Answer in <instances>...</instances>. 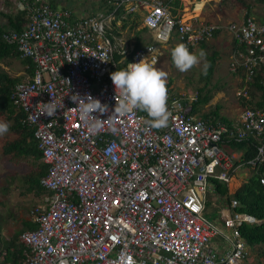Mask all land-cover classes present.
I'll use <instances>...</instances> for the list:
<instances>
[{
  "label": "built area",
  "instance_id": "1",
  "mask_svg": "<svg viewBox=\"0 0 264 264\" xmlns=\"http://www.w3.org/2000/svg\"><path fill=\"white\" fill-rule=\"evenodd\" d=\"M42 1L20 2L28 24L4 35L35 64L11 100L48 165L41 185L49 195L30 209L36 228L19 237L28 250L25 264H244L251 247L242 227L261 221L240 212L237 198L222 223L206 210L212 180L229 185L237 168L222 148L226 141L255 143V157L244 166L264 189V104L261 93L252 97L264 68V25L250 16L227 25L174 17L163 0H107L115 8L128 5L130 14L144 12L154 37L126 68L143 59L158 67L175 38L190 51L222 31L236 42L230 71L243 75L239 119L231 125L199 119L191 112L198 97L167 86L171 116L157 128L146 111L115 114L120 97L112 73L125 47L108 33L115 11L73 20ZM74 95L108 106L93 114L103 119L99 131L94 119L81 120ZM53 100L57 113H42Z\"/></svg>",
  "mask_w": 264,
  "mask_h": 264
},
{
  "label": "crops",
  "instance_id": "2",
  "mask_svg": "<svg viewBox=\"0 0 264 264\" xmlns=\"http://www.w3.org/2000/svg\"><path fill=\"white\" fill-rule=\"evenodd\" d=\"M49 1L52 2V0ZM49 1L47 2L50 3ZM163 1L165 2V0ZM54 2L58 3V9L69 11L70 16L72 17L73 20L81 19L87 16H101V15L109 16V14L115 11L114 16L110 17V22L108 25V33L117 42L122 41V44L128 45L131 50L135 49V47L139 44L142 47L145 44L154 41L153 34L144 23L145 13L142 11H138L136 14L140 15L141 21L136 22L135 16L129 17L131 14L128 12V8H129L128 5H124L120 8H115V6L109 4L107 0H90L87 1L86 7H89V11H87V10L79 9L78 8L79 6L77 7L75 6V9L66 8L63 6V4H60L58 0H55ZM166 5L168 7V10L174 17H179L183 19L198 17L206 23L227 25L230 23H242L246 16H250L255 18L259 24L264 25V8L259 7V6L264 7V1L261 0L260 1L255 0L252 1V3L250 2V0H241V1L240 0H173L172 4L170 5L166 4ZM17 7H18L17 8L18 11H20L21 10L20 2L19 4H17ZM144 29H146V31H144ZM126 32L128 33L134 32L133 37L135 39L130 40L129 43L123 41V36ZM178 44H180V42L176 38L172 40V42L165 49L164 51L165 54L173 50L174 49L173 47H176ZM235 49H236V42L234 41L233 36L227 31H222L219 34H217L213 39L194 48L192 52H195L197 55H199L201 51L205 53V55L200 57V61H199V63L203 61L206 62V66H204L205 68H207L209 60L215 57V65H214L213 73L219 72L225 77L226 75H228L227 70L220 72L221 71L220 69L222 68V64H224L223 66L228 65V71L231 73L230 63L232 61ZM209 53L211 54L209 55ZM162 59L157 67L158 69L160 68L161 62H163ZM15 60H19V59H15ZM9 61L11 64L12 59H9ZM23 65H24V69L22 72H20V75L23 74L24 76L22 77L24 79L22 81H26L32 75L29 73V66L25 64ZM197 65L198 64H196L195 66ZM215 67L217 68L216 72H215ZM12 77L21 78V76H16V75ZM242 79H243V75L231 73L230 79H228L230 81L229 82L230 85L228 86L229 87L228 91L234 93L235 96H233L232 98H228L226 92L224 91H220L221 94L220 92L218 93L220 97L219 99L225 101L224 107H222L221 110H219L218 114L221 118H225L231 123H234L239 119L244 109L245 101L238 97V94L243 87ZM230 99H232V101L234 102L233 104H231ZM212 100H214L213 97L211 101ZM209 105L212 106L216 104L214 102L213 104H209ZM205 106L208 107V104ZM218 107L219 105L215 107L214 111H209L203 114L202 111L200 112V110L198 109V105L194 106L193 104L191 108V112L196 117H198V114H200L199 118L201 119H206V117H209L210 120L217 121L218 119L214 116V114ZM195 109H197L196 112ZM225 114H228L229 117H225ZM222 148L224 152L233 159V162L235 166H237V168L232 173V180L229 185H226L225 183L215 179H213L211 183V192L209 196L211 195L214 208L217 209L218 211V215H217L218 219L215 220V222H219V223H222L225 216L229 214L230 202L233 198H235V194L254 176L252 169L249 166H244V162H245L244 158L246 157L248 147L239 146L226 141L222 145ZM31 161L33 164L34 162L33 159H31ZM240 169H244L243 175H239ZM30 174H28L24 178L26 188L24 189L23 192H21V196L25 197L28 200L38 201L39 204L37 205H43L45 204L49 193L44 188H43L44 191H37L36 189L35 190L30 189V187L32 186V183L30 182V178H29ZM215 181L225 184L228 187V195L224 196L218 192V189L216 188L214 183ZM1 189L4 190V192H6L8 191V186H5L4 188L1 186ZM0 197H1L0 205H2L1 203L4 201V199L11 198L12 196L4 193L3 195L0 194ZM21 207L22 204L20 205V208ZM32 207L28 208L26 212V217L18 219L14 223L15 226L17 227L16 228L17 231L14 234V236L10 237L9 239L17 237L19 242L20 234L26 230H29V228H31L32 226L36 225L34 219L30 215V209ZM4 208L6 209V207H3V209ZM19 224L20 227H18ZM5 230L13 232L12 229H8V228H5ZM3 232L2 234H4ZM6 248H7L6 244L2 243L0 245V264H5V262H7V258H9L10 256V253Z\"/></svg>",
  "mask_w": 264,
  "mask_h": 264
},
{
  "label": "trees",
  "instance_id": "3",
  "mask_svg": "<svg viewBox=\"0 0 264 264\" xmlns=\"http://www.w3.org/2000/svg\"><path fill=\"white\" fill-rule=\"evenodd\" d=\"M55 0L50 1V6L53 9H58V3L54 2ZM173 0H165V3L170 5ZM264 1V0H261ZM20 2H24V0H20ZM30 4H34L35 0H27ZM46 0H43L41 3H45ZM5 6L11 8L13 5L12 0H4ZM135 16L136 22L141 21L139 14H131L129 17ZM0 61H7L9 59H19L23 64L29 66V73L33 76L35 71V64L33 63L31 58L23 57L22 53L19 51L18 46L14 43H9L5 40L4 35L10 31H22L26 28L28 24V20L26 18L25 11H18L12 13H4L0 10ZM146 31V29H144ZM141 45H137L135 49H130L128 45H125L124 50H121L115 54V61L118 64V70H122L126 68L127 63L131 60L134 51L139 49ZM215 65V57L211 58L208 62V66L206 71L211 76L214 72ZM22 78L20 77H12L5 70L0 72V116L3 120L13 121L14 126L13 129L17 131L20 138L16 141L9 142L4 146L3 154L5 156H10L12 159L18 161L22 159H33V167L34 169L29 175L30 182L32 186L30 189L37 191H44L41 185V179L48 172V165L42 162V153L38 148V144L34 138V132L32 129L24 126L21 122L23 118V114L19 113L14 107L11 94L15 89L16 85L21 83ZM255 89L261 93V100L259 101V105L264 104V68L261 73L256 78ZM168 87H171L168 84ZM211 96H206L203 99H198L194 106L205 104L207 105L211 101ZM245 105V104H244ZM219 107L217 108L214 116L218 119L217 121L224 122L228 125H231V122L225 118H221L218 114ZM197 109H195V112ZM18 112V113H17ZM207 121L210 120L209 117H206ZM232 144H236L239 146L248 147V151L244 161H249L255 157V143L254 142H243V143H235L230 142ZM215 186L218 189V192L221 195H228V187L225 184H222L218 181H215ZM235 198L239 200L241 203V207L239 208L240 212L248 213L255 216L258 220L261 221L260 224H256L253 226H244L242 227V235L248 242L251 248L256 246H264V189L261 187L256 176H253L238 192L235 194ZM36 225L32 226L29 229H35ZM22 234V233H21ZM20 234V235H21ZM20 237V236H19ZM20 242V241H19ZM18 242V238H12L9 240H2L0 238V245L2 243L7 245V250L10 253L9 258H7V262L5 264H25L26 261V252L27 248ZM19 243V245H18ZM14 259V260H13Z\"/></svg>",
  "mask_w": 264,
  "mask_h": 264
},
{
  "label": "rangeland",
  "instance_id": "4",
  "mask_svg": "<svg viewBox=\"0 0 264 264\" xmlns=\"http://www.w3.org/2000/svg\"><path fill=\"white\" fill-rule=\"evenodd\" d=\"M49 1V0H46ZM87 1L90 0H58L60 4H63L66 8L75 9V6H79V9L89 11V7H86ZM241 1V0H240ZM252 1L255 0H250ZM260 1V0H259ZM13 5L11 8H8L4 4V0H0V10L4 13H12L18 12L17 4H19L20 0H12ZM50 2V1H49ZM264 8L262 6H259ZM84 8V9H83ZM2 22V19H0ZM134 32H126L123 36V41L129 43L130 40L135 39L133 37ZM133 37V38H132ZM122 43V41H121ZM174 48V47H173ZM211 53H209L210 55ZM163 62H161L160 68L161 70L167 73V86L170 83L171 87L174 88L175 91L178 93H187L191 95H195L198 99H203L206 96H211L214 98L210 103H208V107L205 104L198 105V109L200 112L202 111L203 114L209 111H214L215 107L219 105V109L221 110L222 107L225 105V101L220 100L219 92L224 91L228 98H232L234 93L229 92V80L231 73L228 71V65L223 66L220 69L222 71H226L228 75L225 77L216 72L217 68L215 67V72L211 76L206 71V62H200L197 66H193L188 71H180L173 63L172 59V50L165 54L163 51ZM225 68V70H224ZM24 69V65L19 60L12 59L11 64L10 61H0V72L5 70L12 76H21V80L24 78L23 74L20 75ZM224 89V90H222ZM221 94V92H220ZM216 96V97H215ZM253 100L260 99V92L258 89H254L252 93ZM217 98V99H216ZM235 99V97H234ZM233 99V100H234ZM231 104L234 102L230 99ZM215 102L216 105L210 106L209 104H213ZM210 106V107H209ZM199 112V113H200ZM200 117V114H198ZM225 117H229L228 114H225ZM0 120L3 118L0 116ZM11 127L8 133L0 136V194L3 195L4 193L11 195V198H6L0 205V238L4 241L8 240L10 237L14 236L17 231V227L15 226V222L18 219L26 217V212L28 208L32 207L33 205L39 204L38 201L28 200L25 197L21 196V192L24 191L26 188V184L24 178L30 174L33 170L32 166V158L22 159V160H14L10 156H5L3 154L4 146L9 143L16 141L20 138L17 131L13 129L14 122H10ZM244 169L239 170V175H243ZM10 185V186H9ZM1 186L4 188L8 186V191L4 192L1 189ZM3 192V193H2ZM211 195L209 196V203L207 207L206 216L211 221H215L218 219V211L214 208L212 203ZM1 199V197H0ZM22 207L20 208V205ZM41 204V203H40ZM3 207H6V209ZM19 207V208H18ZM23 208V209H22ZM222 222V221H221ZM20 227V224L18 225ZM5 228L12 229L13 232L6 231ZM4 230V232H3ZM2 232L4 234H2ZM218 242L219 240H215L214 242ZM244 264H264V246H256L251 248L250 255L248 259L244 262Z\"/></svg>",
  "mask_w": 264,
  "mask_h": 264
},
{
  "label": "clouds",
  "instance_id": "5",
  "mask_svg": "<svg viewBox=\"0 0 264 264\" xmlns=\"http://www.w3.org/2000/svg\"><path fill=\"white\" fill-rule=\"evenodd\" d=\"M203 55H205L203 51L197 55L183 43L178 44L172 50L173 63L182 72L188 71L198 64ZM112 80L120 97L119 99L116 97V115L125 116L136 110L146 111L152 118L153 127L167 126L171 112L168 107L167 73L165 71L147 62V59H143L139 62L129 63L126 69L112 73ZM72 99L78 101L77 108L81 120L88 123L90 119H94L93 129L99 131L103 127V119L93 114L106 112L108 106L91 95H88L87 98L74 95ZM57 109L53 100L44 103L42 113L54 116ZM10 127L9 121L0 120V136L8 133ZM112 130L117 131L115 127Z\"/></svg>",
  "mask_w": 264,
  "mask_h": 264
},
{
  "label": "bare ground",
  "instance_id": "6",
  "mask_svg": "<svg viewBox=\"0 0 264 264\" xmlns=\"http://www.w3.org/2000/svg\"><path fill=\"white\" fill-rule=\"evenodd\" d=\"M247 17V16H246ZM221 25H223V24H221ZM199 118V117H198ZM199 119H201V118H199ZM203 120H206V119H203ZM213 122V121H212Z\"/></svg>",
  "mask_w": 264,
  "mask_h": 264
}]
</instances>
